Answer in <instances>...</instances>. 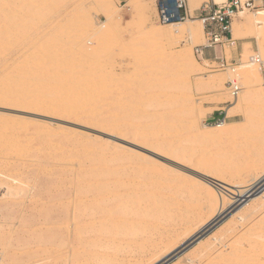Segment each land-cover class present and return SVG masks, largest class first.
Masks as SVG:
<instances>
[{
  "label": "rangeland",
  "instance_id": "obj_1",
  "mask_svg": "<svg viewBox=\"0 0 264 264\" xmlns=\"http://www.w3.org/2000/svg\"><path fill=\"white\" fill-rule=\"evenodd\" d=\"M108 8L118 28L96 47ZM252 14L264 10L242 15ZM196 20L191 44L186 34L151 39L162 29L153 0H0V264H185L187 254L264 264V206L259 217L247 210L263 204L264 64L252 79L238 75L263 31L237 17V47L201 57ZM191 54L195 68L184 62ZM221 121L229 133L202 134ZM130 202L140 211L112 212ZM210 237L245 248L205 261L194 249Z\"/></svg>",
  "mask_w": 264,
  "mask_h": 264
},
{
  "label": "bare ground",
  "instance_id": "obj_2",
  "mask_svg": "<svg viewBox=\"0 0 264 264\" xmlns=\"http://www.w3.org/2000/svg\"><path fill=\"white\" fill-rule=\"evenodd\" d=\"M190 1V0H189ZM199 1L200 0H197V1H195V0H191L190 2H191V10L190 11H193L195 8H192L193 6H195V5H199ZM215 1V3H220V2H217V1H219V0H214ZM195 2V3H194ZM203 2H205V0L203 1ZM202 2V3H203ZM202 3H200V4H202ZM255 10H264V8H259V9H254L253 11H255ZM250 12V11H249ZM113 11L111 10V9H109L108 8V11H107V19L105 20V22L107 23V24H105L103 27H100L99 29H98V32H96V34L95 35H97L98 37H97V39H96V44H98L96 47H98L99 45H101L102 44V46H103V43H105L106 42V39L109 37V35L110 34H112L113 32H115V30L118 28V26L117 25H115L114 24V19H113ZM144 13V12H143ZM243 13H245V12H241V13H239V14H237L236 16H234V18H233V20H235L237 17L244 23V24H246V25H248L249 27H253V26H259V28L260 29H262V31H263V33L261 34V35H259V36H257L258 38H257V40L259 41V43H263L264 42V16H262V15H260V14H252V15H247V16H244V15H242ZM142 19L144 18V14H143V16L141 17ZM145 20H147V19H145ZM145 20H143V21H145ZM233 20H232V23H233ZM142 21V20H141ZM195 21H197L196 19H193V18H189V19H187V20H185V21H182V22H179V23H174V24H161L160 26H161V28L162 29H158V30H156V29H149V36L151 37V39L153 38V39H156V38H161V37H164V36H167V37H169V38H173V37H175V36H177V35H179V34H186L187 36H188V39H189V41L191 42V44H193V43H196L197 42V40H196V38H197V36H196V33H195V30L189 25V23L190 22H195ZM138 22H139V20H138ZM145 22H147V21H145ZM239 22V21H238ZM140 23V22H139ZM148 23V22H147ZM231 23V33H232V37H233V39L235 38H237L236 37V25H235V27H234V25ZM103 24V23H102ZM101 24V25H102ZM150 24H152V23H150ZM239 24V23H238ZM100 25V26H101ZM136 25V24H135ZM137 26V25H136ZM140 26H142V25H140ZM242 26H243V24H242ZM144 27H145V25H144ZM149 27V26H148ZM141 28V27H140ZM238 28V27H237ZM142 29V28H141ZM147 33V34H148ZM204 34H203V28H201L200 30H199V35L198 36H200V37H202ZM186 36V37H187ZM248 37H250V36H244L243 38H248ZM247 44V43H246ZM94 47V46H93ZM142 47V46H141ZM262 47V46H261ZM260 47V49H258L259 50V52L257 51V53H254L253 55H250V56H248V62L244 65V66H248V69H244V70H241L239 73H238V75L239 76H242V75H245L246 77H249V78H251L252 79V77H254L256 74H259L260 73V67H259V65H261V64H264V59H261L262 57H264V46L261 48ZM95 48V47H94ZM98 49V48H97ZM144 49V48H143ZM95 50V49H89L88 51H91V52H93V51ZM147 52V51H146ZM190 52V51H189ZM81 54H83L82 52H81ZM146 54V53H145ZM137 55V54H136ZM141 56V55H140ZM242 56H246V54H244V55H242ZM82 58H85L86 59V57H82ZM181 58V57H180ZM184 58V57H183ZM193 57H192V54L191 55H189L188 56V60H186L185 58V60H184V62L186 63L187 61H188V63H190V65H192L193 64V66L195 65V61L193 62V59H192ZM229 58V57H228ZM89 61V60H88ZM91 61H92V59H91ZM178 61V60H177ZM179 61H180V59H179ZM182 61V60H181ZM83 62V61H82ZM80 63V62H79ZM181 63V62H180ZM179 63V64H180ZM184 63V64H185ZM83 64V63H82ZM81 64V65H82ZM258 66H257V65ZM77 65V64H76ZM186 66H187V64H185ZM256 65V67L254 68V66ZM79 66V65H78ZM184 65H183V63H182V66L181 67H183ZM262 66V65H261ZM82 67V66H81ZM84 67H85V65H84ZM188 67V66H187ZM196 66H194V67H191V68H195ZM250 67V68H249ZM198 68V67H197ZM91 69H92V67H91ZM182 69V71L183 70H186L185 68L183 69V68H181ZM88 71H89V68L87 69ZM86 70V71H87ZM226 70H231V71H233L234 72V68L232 67L231 69H226ZM84 71V70H83ZM87 71V72H88ZM201 71V70H200ZM77 72H79V71H77ZM82 72V71H81ZM81 72H79L80 74H81ZM87 72H84V76H85V73H87ZM90 73V72H89ZM92 73V72H91ZM186 73V72H185ZM190 73H192V72H190ZM64 74V73H63ZM78 74V73H77ZM83 74V73H82ZM94 74V73H93ZM93 74H92V76H93ZM189 74V73H188ZM75 75H76V73H75ZM74 75V76H75ZM88 75V74H87ZM86 75V76H87ZM72 77V78H76V77ZM78 76H80V75H78ZM89 77V78H94V77ZM95 76V75H94ZM244 76V77H245ZM245 77V78H246ZM63 78V77H62ZM65 78V77H64ZM80 78H82V79H84V77H80ZM86 78V77H85ZM88 78V76H87V78H86V81H88L87 79H89ZM97 77H95L94 79H96ZM79 79V78H78ZM77 78L75 79V80H78ZM81 79V80H82ZM93 79V80H94ZM98 79H102V78H98ZM52 81H53V79H51ZM65 80V79H64ZM103 80V79H102ZM56 81V80H55ZM61 81V80H60ZM59 81V82H60ZM63 81V80H62ZM70 81L73 83V82H75V83H78L77 81H73V80H71V78H70ZM83 81H85V80H83ZM231 81V80H230ZM46 82V81H45ZM49 82V81H48ZM47 82V83H48ZM57 82V81H56ZM58 82V83H59ZM79 82H80V80H79ZM91 82V81H90ZM93 82V81H92ZM99 82H101V80L99 81ZM103 83V85H104V81H102ZM43 83V82H42ZM55 83V82H54ZM64 83V82H63ZM63 83H61V84H63ZM71 83V84H72ZM81 83L82 82H80V84L78 83V85L80 86L81 85ZM107 83V82H106ZM244 83V82H243ZM56 84V83H55ZM68 85H69V83H67ZM87 84V82H85V85ZM88 84H89V81H88ZM91 84V83H90ZM96 84V83H95ZM109 84H110V82H109ZM44 85L45 86H43L44 87V89L46 88V84L44 83ZM59 85V84H58ZM67 85V87H69ZM73 85H74V83H73ZM76 85V84H75ZM74 85V86H75ZM92 85V84H91ZM96 85H98V84H96ZM99 85H101L100 83H99ZM98 85V86H99ZM42 86V85H41ZM56 86V85H55ZM61 86V85H60ZM59 86V87H60ZM66 86V85H65ZM71 86V85H70ZM78 86V87H79ZM94 86V85H93ZM97 86V87H98ZM106 86V85H105ZM245 86V85H244ZM247 86V85H246ZM50 89H52L50 86H48ZM47 87V88H48ZM58 87V86H57ZM88 87V86H87ZM234 87H237L235 84H234ZM48 88V89H49ZM62 88H64V87H62ZM66 88V87H65ZM72 88H75V87H72ZM72 88H71V91H72ZM91 88V87H90ZM90 88H88V89H90ZM95 88V87H94ZM93 88V89H94ZM100 88V90H101V88H103L102 86L101 87H99ZM111 88V87H110ZM247 88V87H246ZM66 89H68V88H66ZM66 89H64V90H66ZM81 89V88H80ZM83 89H85V87H84V85H83ZM87 89V90H88ZM92 89V88H91ZM90 89V90H91ZM96 89V88H95ZM245 89V88H244ZM243 89V90H244ZM55 90V89H54ZM57 90H60V89H57ZM70 90V89H69ZM74 90H76V89H74ZM98 90V89H97ZM104 90V89H103ZM102 90V91H103ZM108 89H106V91H107ZM111 90V89H110ZM237 90H238V87H237ZM46 91H47V89H46ZM56 91V90H55ZM54 91V95H55V93L57 94V92H55ZM61 91H62V89H61ZM60 91V92H61ZM76 91H78V90H76ZM83 91V90H82ZM82 91H81V93H82ZM85 91V90H84ZM105 91V90H104ZM103 91V92H104ZM112 91V90H111ZM227 91V90H226ZM245 91V90H244ZM243 91V92H244ZM15 92L17 93V91L15 90ZM20 92H21V90H20ZM99 93H100V91H98ZM98 92H96L97 94H98ZM108 92V91H107ZM110 92V91H109ZM243 92H241V95H242V93ZM246 92V91H245ZM14 93V92H13ZM51 93V92H50ZM90 93H92V92H90ZM105 93V92H104ZM21 94H24V93H21ZM47 94H49V91H47ZM76 95H78L79 93H75ZM93 94V93H92ZM91 94V95H92ZM16 95V94H15ZM61 95H62V93H61ZM65 94L63 93V95L62 96H64ZM84 95H85V93H84ZM88 96H90L89 94H87ZM109 95V94H108ZM233 95V94H232ZM49 96V95H48ZM53 96V95H52ZM57 96V95H56ZM56 96L54 97V98H56ZM81 96V95H80ZM79 96V97H80ZM99 96H102V95H99ZM25 96L23 95V98H24ZM46 97H47V95H46ZM50 97V96H49ZM69 97V96H68ZM71 97H73V96H71ZM84 97V96H83ZM94 97H95V95H94ZM5 98V97H4ZM17 98V97H16ZM15 98V99H16ZM44 98H45V96H44ZM60 98V97H59ZM59 98H57V100H56V102L57 103H60L61 101L60 100H58ZM63 98V100H62V103H64L63 101H65L64 100V98L65 97H62ZM74 98V97H73ZM76 98V97H75ZM81 98V97H80ZM79 98V99H80ZM104 98V97H103ZM234 99L235 98H237V95L235 94L234 95V97H233ZM241 98V97H240ZM8 99V98H7ZM18 99V98H17ZM39 99V98H38ZM46 99V98H45ZM53 99V98H52ZM51 99V101H53ZM61 99V98H60ZM70 99V98H69ZM88 99H89V97H88ZM110 99V98H109ZM19 100V99H18ZM25 100V99H24ZM66 100H68V99H66ZM72 99H70V101H71ZM75 100H78V99H75ZM81 100V99H80ZM90 100H91V98H90ZM93 100V99H92ZM96 100V99H95ZM105 100H107V99H105ZM245 100V99H244ZM14 101V100H13ZM35 101V100H34ZM60 101V102H59ZM84 101V100H83ZM1 102V101H0ZM12 102V101H11ZM14 102H16V101H14ZM20 102V101H19ZM42 102V101H41ZM54 102V101H53ZM66 102V101H65ZM72 102V101H71ZM75 102V101H74ZM93 102V101H92ZM106 102V101H105ZM1 103H3V102H1ZM17 104H15V103H12V104H14L13 106H15V105H18L19 103L18 102H16ZM21 103V102H20ZM24 103V102H23ZM38 103V102H37ZM49 103V102H48ZM62 103H60V104H62ZM68 103H69V101H68ZM67 103V104H68ZM77 103V102H76ZM5 104V103H4ZM26 104H28V103H26ZM42 104H43V102H42ZM56 104V103H55ZM66 104V103H65ZM69 104H71V103H69ZM69 104H68V106H69ZM75 104V103H74ZM81 104V103H80ZM88 104V103H87ZM91 104V103H90ZM98 104H100V103H98ZM102 104V103H101ZM111 104V103H110ZM1 105V104H0ZM22 105V104H21ZM32 105H34V104H32ZM38 105V104H37ZM49 105V104H48ZM57 105H59V104H57ZM73 105V104H72ZM94 105V104H93ZM116 105L117 104H115V107H116ZM26 106V105H25ZM25 106H22L23 108H25ZM35 106V105H34ZM41 106V105H40ZM39 106V107H40ZM45 106V105H44ZM74 107H76L75 105H73ZM78 106V105H77ZM81 106V105H80ZM87 106V105H86ZM107 106L108 107H110V106H112V105H108V103H107ZM131 106V105H130ZM12 107V106H11ZM27 107V106H26ZM37 107V106H36ZM59 107V106H58ZM73 107V108H74ZM83 107V106H82ZM119 107V106H118ZM0 108H2V107H0ZM6 108V107H5ZM7 108H9V107H7ZM28 108H30V106L28 107ZM43 108V107H42ZM47 108H49V106L47 107ZM50 108H52V107H50ZM57 108V107H56ZM71 108V107H70ZM88 108V107H87ZM99 108V107H98ZM12 109H13V107H12ZM31 109V108H30ZM55 109V108H54ZM63 109V108H62ZM66 109V108H65ZM21 110V109H20ZM19 110V111H20ZM24 110V109H23ZM32 110V109H31ZM37 110V109H36ZM39 110V109H38ZM42 110V109H41ZM46 110V109H45ZM49 110H51V109H48V112H50ZM58 110V109H57ZM94 110H96V109H94ZM12 111V110H11ZM14 111V110H13ZM25 111V110H24ZM24 111H22V112H24ZM52 111V110H51ZM64 111V110H63ZM87 111H88V109H87ZM90 111V110H89ZM89 111H88V113H89ZM99 111V110H98ZM97 111V112H98ZM113 111V110H112ZM117 111V110H116ZM21 112V111H20ZM31 112V111H30ZM38 112V111H37ZM58 112V111H57ZM76 112V111H75ZM70 113H71V110H70ZM74 113V112H73ZM94 113V112H93ZM65 114V113H64ZM95 114H96V112H95ZM100 114H102V113H100ZM104 114V113H103ZM113 114V113H112ZM133 114V113H132ZM141 114V113H140ZM70 115V114H69ZM79 115V114H78ZM62 116V115H61ZM74 116V115H73ZM116 116V115H115ZM115 116H114V118H113V116H111L113 119H115ZM132 116V115H131ZM66 117H68V116H66ZM79 117H81V115L79 116ZM85 117V116H84ZM117 117H119V116H117ZM125 117V116H124ZM75 118V117H74ZM73 118V119H74ZM82 118V117H81ZM98 118H100V117H98ZM97 118V119H98ZM107 118H109V117H107ZM141 118V117H140ZM62 119H63V117H62ZM120 119V118H119ZM118 119V120H119ZM123 119V118H122ZM121 119V120H122ZM129 119H130V117H129ZM65 120V119H64ZM90 120H92V119H90ZM100 120V119H99ZM106 120V119H105ZM117 120V121H118ZM135 120V119H134ZM68 121V120H67ZM108 121V120H107ZM92 122H93V120H92ZM111 122H113V121H111ZM123 122V121H122ZM195 122V121H194ZM76 123V122H75ZM118 123V122H117ZM125 123V122H124ZM70 124H71V121H70ZM73 124H74V121H73ZM81 124V123H80ZM91 124V123H90ZM134 124V123H133ZM192 124H194V123H192ZM95 125V124H94ZM99 125V124H98ZM111 125V124H110ZM197 125V124H196ZM92 126V125H91ZM90 126V127H91ZM100 126L101 125H99V128L98 129H100ZM138 126H139V124H138ZM137 126V127H138ZM195 126V125H194ZM82 127V126H81ZM85 127V126H84ZM95 127V126H94ZM140 127V126H139ZM191 127H193V126H191ZM197 127V126H196ZM200 127V126H199ZM86 128H88V126L86 127ZM92 128H93V126H92ZM97 128H95L94 130L96 131V129ZM195 128V127H194ZM201 128H202V134L205 136V135H211V134H213V135H215V136H220V138L225 134V133H229V127H228V125L225 123V121H221V122H219V123H217V124H215V125H213V126H211V127H206V126H204L203 124H202V126H201ZM66 129H67V127H66ZM90 130H93V129H91V128H89ZM68 131V130H67ZM66 135V134H65ZM64 135V136H65ZM65 138H67V137H65ZM74 138H76V137H74ZM91 139V138H90ZM143 140V139H142ZM71 141V140H70ZM143 142H145V140L143 141ZM73 143V142H72ZM71 143V144H72ZM77 143V142H76ZM75 143V144H76ZM81 143V142H80ZM74 144V143H73ZM94 144V143H93ZM66 145V144H65ZM92 145V144H91ZM143 145V144H142ZM147 144H145V146H146ZM141 146V145H140ZM144 146V145H143ZM142 146V147H143ZM148 146H151V145H147V147ZM102 148V151L104 150L103 149V147H101ZM105 149H107L106 147H104ZM149 148V147H148ZM67 149V148H66ZM144 149V148H143ZM98 150H99V148H98ZM101 150V149H100ZM172 150H174V153H178V154H180L179 152H181V155H178L177 153H176V155L177 156H174V155H172L173 157H175L176 159H178V160H181V161H183L184 159L185 160H187L186 158V156L187 155H185V157H184V155L183 154H185V153H183L182 154V151H179L178 152V150H180V148L178 149L177 148V151L175 152V149H173L172 148ZM148 151H150V150H148ZM171 153H173L172 151H171ZM173 153V154H174ZM96 154V153H95ZM109 161V160H108ZM95 174V173H94ZM160 175V174H159ZM159 177H162L161 175L159 176ZM170 182H171V180H170ZM169 182V183H170ZM177 184V183H176ZM180 185V184H179ZM171 186V185H170ZM178 186V185H177ZM263 194L261 195V199H263V204L262 205H259V206H255V207H253L252 206V208L250 209V207H249V209H247L248 211H249V214H248V216H251V217H259L260 215H261V213H260V211H259V209L258 208H260V206H264V192H262ZM169 198V197H168ZM116 200V199H115ZM160 200H162L163 201V199H160ZM174 200V199H173ZM125 201V200H124ZM136 201V200H135ZM148 201V200H147ZM156 201H157V199H156ZM132 202V201H131ZM130 202V203H131ZM138 202V201H137ZM150 202V201H149ZM154 202V201H153ZM152 202V203H153ZM133 203V202H132ZM131 203V204H132ZM155 203V202H154ZM159 203V202H158ZM165 204H167L166 202H164ZM173 203V202H172ZM117 204V203H116ZM115 204V205H116ZM137 204V203H136ZM144 204V203H143ZM142 204V205H143ZM162 204V203H161ZM138 205H139V202H138ZM145 205V204H144ZM163 205V204H162ZM117 206V205H116ZM140 206V205H139ZM139 206H136V205H134L133 206V204H132V206L130 205V204H128V203H126V205L125 206H122V207H120V205L118 206V207H116V209H115V211H112L113 213H121L123 210L124 211H127V210H133V209H135V210H137L138 212L140 211V209L138 208ZM165 206V205H164ZM163 206V207H164ZM138 209H137V208ZM158 207V206H157ZM159 207H161V206H159ZM158 207V208H159ZM163 207H161V209L163 208ZM158 208H157V210H158ZM166 208V207H165ZM164 208V209H165ZM246 208V207H245ZM164 209H162V211L164 210ZM245 210V209H244ZM146 211V210H145ZM159 211V210H158ZM184 211H186V210H184ZM75 212V211H74ZM72 215V214H71ZM246 217L247 216H243V215H238L237 216V220H239V221H241V222H243V221H245V219H246ZM73 218V217H72ZM93 219V218H92ZM225 226V225H224ZM186 227H188V225H186ZM228 227V226H227ZM231 227V226H230ZM233 227H235V225L233 226ZM238 227H239V229H240V227H241V225L238 223ZM223 229V228H222ZM226 229V228H225ZM238 229V230H239ZM242 229V228H241ZM221 229H219V231H220ZM224 230V229H223ZM75 231V230H74ZM73 231V232H74ZM77 231V230H76ZM234 231V228H230V232H233ZM224 232V231H223ZM229 232V231H228ZM238 233V232H237ZM226 234H228V233H226ZM244 234V233H243ZM243 234H241V235H243ZM74 235V234H73ZM225 235V234H224ZM232 236V235H231ZM230 236V237H231ZM236 236V235H235ZM234 237V236H233ZM233 237H232V239H233ZM245 237V236H244ZM75 238H76V236H75ZM78 238V237H77ZM211 238V237H210ZM237 238V237H236ZM236 238L234 239V241H232V242H230V243H232L231 245H229V246H225L224 248L221 246V244H220V241H218V239H215V238H211V239H209V240H205L203 243H201V241L199 242V243H197L198 244V246L194 249L195 251H196V253H197V255L199 256V258L201 257V259H202V256L204 257L202 260H205V261H207L210 257H213V256H216L219 260H221L222 258H224L225 257V255L227 254V253H229V252H233L234 253V251L236 250H243V248H245V245H244V243L240 240V239H237L236 240ZM244 239V238H243ZM246 239H248V238H246ZM251 239V238H250ZM75 241H78L77 239L75 240ZM229 243V242H228ZM77 244V243H76ZM246 244V243H245ZM247 244L249 245V246H252L254 243H252V242H250V241H247ZM194 248V247H193ZM191 250H193V249H191ZM192 252V251H191ZM191 254V253H190ZM186 255V254H185ZM188 255L189 254H187V256L185 257V259H183V262L185 263V264H199V262H200V259H197V258H193V257H188ZM203 263V262H202ZM172 264H179V261L177 262H174V263H172ZM204 264V263H203Z\"/></svg>",
  "mask_w": 264,
  "mask_h": 264
},
{
  "label": "built area",
  "instance_id": "obj_3",
  "mask_svg": "<svg viewBox=\"0 0 264 264\" xmlns=\"http://www.w3.org/2000/svg\"><path fill=\"white\" fill-rule=\"evenodd\" d=\"M156 9L157 20L160 24H174L189 18L198 19L203 28L204 44L195 47V53L202 55L207 51H215L217 48H236L237 41L231 33V23L237 14L249 12L254 9L264 8V0H222L215 3L214 0H206L195 9L194 15L188 11L189 0H153ZM219 68L231 69L225 59H216ZM235 84L230 82L231 87ZM237 87H233V96L237 93Z\"/></svg>",
  "mask_w": 264,
  "mask_h": 264
},
{
  "label": "crops",
  "instance_id": "obj_4",
  "mask_svg": "<svg viewBox=\"0 0 264 264\" xmlns=\"http://www.w3.org/2000/svg\"><path fill=\"white\" fill-rule=\"evenodd\" d=\"M190 1H191V0H190ZM190 1L188 2V11H189L190 14L194 15V12H195L194 10H195V9H194L193 11H190V10H191V2H190ZM195 1H197V0H195ZM194 3H195V2H194ZM201 3H202V2H201ZM206 53H207V52H206ZM205 56H206V54H205ZM221 109H222V108H218L217 110H215V112H218V113L221 114V113H222V112H221V111H222Z\"/></svg>",
  "mask_w": 264,
  "mask_h": 264
}]
</instances>
